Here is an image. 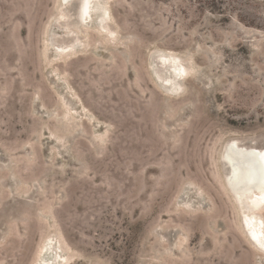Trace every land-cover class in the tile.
<instances>
[{"label":"rangeland","instance_id":"374dc122","mask_svg":"<svg viewBox=\"0 0 264 264\" xmlns=\"http://www.w3.org/2000/svg\"><path fill=\"white\" fill-rule=\"evenodd\" d=\"M61 1L0 0V264H264L219 160L264 147V0Z\"/></svg>","mask_w":264,"mask_h":264},{"label":"bare ground","instance_id":"6f19581e","mask_svg":"<svg viewBox=\"0 0 264 264\" xmlns=\"http://www.w3.org/2000/svg\"><path fill=\"white\" fill-rule=\"evenodd\" d=\"M93 1L95 2V0H80L79 6H78V11H77L78 18L75 20L76 22H73V23L66 22L65 18H66V15H68L66 12L69 9L67 7H65V8L63 7V10L61 9L62 12L60 11L61 14H59L60 17H58V19L61 18L60 20L62 23H60V24L66 26L65 28H68L69 30L71 28V30H72V27L77 28L79 25H82L83 23H86L87 21H89L91 10H92V8H94L92 6ZM69 2H70V0H62L61 5L65 6ZM97 2L98 1H96V3ZM67 6H68V4H67ZM71 7L72 6H70V4H69V8H71ZM104 7H105V5H104ZM107 7L108 6H106V8ZM103 9H105V8H103ZM106 19H109V22H110V18H108L107 11H103L102 16H99L100 23H99V27H97V30H98V28H100L99 30L107 29V26H105ZM64 22H66V23H64ZM108 24L106 23V25H108ZM110 29H111V26H110ZM69 30H67V31H69ZM83 31H85V28ZM83 31H82V34H84ZM108 31H109V34H111L110 37H112V34L114 33L113 30L110 31L108 28ZM72 32H71V34H72ZM105 32H107V31H105ZM101 33H103V32H101ZM109 34H107V35H109ZM72 36H74V33L72 34ZM71 38H73V37H71ZM103 38H105V37H103ZM84 39H86V38H84ZM109 39H111V38H109ZM74 41L75 40L72 39L71 40L72 43L70 42L73 45H70V46L69 45L67 46V44L63 45V46H67V47L60 49L59 52L62 55L63 54L65 55V53H68L69 49L77 44L76 43L77 40L75 42ZM59 42L60 41H58L57 44H62ZM61 42H62V40H61ZM167 54H170V52ZM173 55L160 56L158 59V64L160 67L169 68V70L172 71V73H173L172 76L169 75L170 77H167L165 80H161V81H165L166 82L165 85L168 84V85H170L171 88L174 87V85H176L180 88L181 80L183 78H185L188 74H190V72H188L189 71L188 66H186L189 64H185L183 59L175 56V53ZM189 68H191V67H189ZM158 75L159 74L157 73V76ZM178 91H179V89H178ZM245 144L242 145L241 143L237 142L236 139L227 140L222 147L219 160L221 162L222 167L224 168L223 169L224 170V174H223L224 185H225L227 191L229 192V194L231 195V197L234 201V204H235V206L239 212V217H240V222H241L240 226H242V228L245 232L244 234H246L247 239L249 240L251 245H253L257 250H259V252L264 253V219L262 218V216L260 214L261 211H264V147L263 146L259 147L256 144H254V145H252V144L248 145V143H245ZM230 148L236 149L239 153L252 154L254 156L253 157V163L255 164V166L257 167V169L260 172L259 176L257 175L255 177V179L250 180V181H249V176H248L249 173H247V171L241 170V172H240V171H238L240 169H238L236 172H234L233 177H236V176L238 177L237 180H236L237 177L234 178L239 185V186L238 185L237 186L238 187L245 186L248 188L247 190H244L241 193H237V194H236V192H238V191L235 190L234 188H231L228 184L229 183L228 178H230V176H229L230 172L226 171V168H225L226 162H224L225 160L223 161L224 154ZM245 162L247 164H244ZM241 165H243V166L249 165V167L253 166L251 164V162H249V161H243V162H241ZM254 236L256 237V239L253 238ZM59 240L60 239H58L57 241L59 242ZM52 241H53V239H52ZM58 244L59 243H57V245ZM55 246H56V244H55ZM62 247H64V245L61 246L60 248H62ZM60 248L56 252V251H54L53 248H51V246L49 245V242H47L46 246L44 248H42L41 252L44 251V253H47L48 251H51L52 255H54L53 256V260H54L53 263H55V264H67L68 259H66V256L60 255L59 250L63 249V248L62 249H60ZM63 251H64V249H63Z\"/></svg>","mask_w":264,"mask_h":264},{"label":"water","instance_id":"95a60500","mask_svg":"<svg viewBox=\"0 0 264 264\" xmlns=\"http://www.w3.org/2000/svg\"><path fill=\"white\" fill-rule=\"evenodd\" d=\"M239 142V141H237ZM253 155L252 154H247V153H239L236 149H232L230 148L223 156V161L226 162L225 164V168H226V171L230 172V178L229 179V186L231 188H234L235 190H237L238 192L237 193H241L242 191L244 190H247L248 188L245 187V186H242V187H238V183H237V179L238 177H233L234 176V172H236L238 169V171L241 172L242 171H247V173H249V181L250 180H253L255 179V177L258 175H260V172L259 170L257 169V167L255 166V164L253 163ZM243 161H249L251 162V164L253 165L252 167H249L248 166H243L241 165V162ZM244 164H247L246 162ZM236 178V180L234 179ZM235 180V181H234ZM236 183V184H235ZM238 185V186H237Z\"/></svg>","mask_w":264,"mask_h":264},{"label":"trees","instance_id":"16d2710c","mask_svg":"<svg viewBox=\"0 0 264 264\" xmlns=\"http://www.w3.org/2000/svg\"><path fill=\"white\" fill-rule=\"evenodd\" d=\"M76 153H77V152H76ZM105 179H106V182H108V183L110 182L108 178H105ZM40 182H41V186H42V187L39 186L38 188H39L40 190H43V189H44V181H40Z\"/></svg>","mask_w":264,"mask_h":264},{"label":"flooded vegetation","instance_id":"af4514ba","mask_svg":"<svg viewBox=\"0 0 264 264\" xmlns=\"http://www.w3.org/2000/svg\"><path fill=\"white\" fill-rule=\"evenodd\" d=\"M237 209V208H236ZM237 212H238V210H237ZM263 212V211H262ZM238 214H239V212H238Z\"/></svg>","mask_w":264,"mask_h":264},{"label":"snow or ice","instance_id":"6c2138e0","mask_svg":"<svg viewBox=\"0 0 264 264\" xmlns=\"http://www.w3.org/2000/svg\"><path fill=\"white\" fill-rule=\"evenodd\" d=\"M253 238H254V239H256V237H255V236H254Z\"/></svg>","mask_w":264,"mask_h":264}]
</instances>
